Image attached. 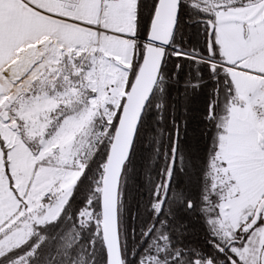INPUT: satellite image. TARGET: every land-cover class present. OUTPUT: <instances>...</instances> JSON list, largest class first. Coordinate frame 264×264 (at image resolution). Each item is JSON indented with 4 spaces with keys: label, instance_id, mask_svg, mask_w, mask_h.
Segmentation results:
<instances>
[{
    "label": "snow or ice",
    "instance_id": "6c2138e0",
    "mask_svg": "<svg viewBox=\"0 0 264 264\" xmlns=\"http://www.w3.org/2000/svg\"><path fill=\"white\" fill-rule=\"evenodd\" d=\"M0 264H264V0H0Z\"/></svg>",
    "mask_w": 264,
    "mask_h": 264
}]
</instances>
